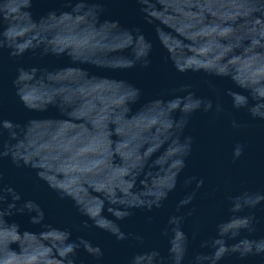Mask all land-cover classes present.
I'll use <instances>...</instances> for the list:
<instances>
[{"label": "water", "instance_id": "obj_1", "mask_svg": "<svg viewBox=\"0 0 264 264\" xmlns=\"http://www.w3.org/2000/svg\"><path fill=\"white\" fill-rule=\"evenodd\" d=\"M0 264H264V0H0Z\"/></svg>", "mask_w": 264, "mask_h": 264}]
</instances>
